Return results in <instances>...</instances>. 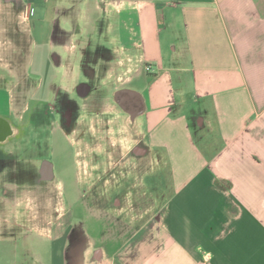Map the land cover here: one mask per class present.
I'll return each mask as SVG.
<instances>
[{"label":"crops","instance_id":"1","mask_svg":"<svg viewBox=\"0 0 264 264\" xmlns=\"http://www.w3.org/2000/svg\"><path fill=\"white\" fill-rule=\"evenodd\" d=\"M96 1L110 18L105 30L90 26L113 46L106 92L123 88L141 103L128 122L140 156L130 154L122 185L70 190L60 215L52 191L1 182L19 168L0 173V264L15 228L38 244L27 248L32 264H264V0ZM85 29L54 43L76 52ZM16 99L0 86L11 131L0 146L20 134L12 115L30 111V95ZM83 212L90 231L77 223Z\"/></svg>","mask_w":264,"mask_h":264},{"label":"rangeland","instance_id":"2","mask_svg":"<svg viewBox=\"0 0 264 264\" xmlns=\"http://www.w3.org/2000/svg\"><path fill=\"white\" fill-rule=\"evenodd\" d=\"M33 5L31 16V7L24 0H0V86L13 90L17 106L26 104L30 95V111L24 115V120L20 121L14 115L11 117L20 129V134L8 145L0 146V154L8 155L13 150L20 161L30 159L31 153L44 155V131L42 125L37 126L36 114L42 112L48 86L58 83L71 88L81 82H88L93 89L107 86L104 90L109 91L112 87L109 84L111 81L104 82L103 75L109 68L113 46L105 34L101 36L98 33L93 39L90 35L91 23L98 24L99 32L109 25L105 4L101 5L102 13L96 8V0H35ZM58 8V11H54ZM81 11L82 15L79 14ZM79 27L87 28V43L81 44L80 39H75L78 46L76 52L56 46L54 42L64 36L73 38L72 32ZM66 45L71 46V43ZM54 56L61 57L65 63L70 59L71 64L61 66L57 62L60 65L57 67ZM34 92H37V97H32ZM4 96L2 94V98ZM86 214L83 212L84 221L77 223H83L84 230L90 231L92 220L88 216L84 217ZM12 233L13 241L17 239V242L2 244V263L14 264L16 258L13 254L18 252L20 264L22 261L32 264V255L27 251L29 244L30 248L33 244L37 247V242H30V235L24 237L25 233L21 229L15 228ZM24 239L28 247L23 245ZM59 246L61 244L56 245L55 249ZM39 248L45 250L48 246L45 243L44 247L41 245Z\"/></svg>","mask_w":264,"mask_h":264},{"label":"flooded vegetation","instance_id":"3","mask_svg":"<svg viewBox=\"0 0 264 264\" xmlns=\"http://www.w3.org/2000/svg\"><path fill=\"white\" fill-rule=\"evenodd\" d=\"M53 61L60 67L58 56ZM63 87L58 83L48 86L42 112L36 114L37 126L42 125L44 131V155L31 153L30 159L20 161L0 154V173L13 166L22 175L19 179L4 177L1 182L22 186L29 178L30 188L43 185L47 193L52 191L48 200L55 203L58 215L64 213L65 205L71 206L67 193L72 189H82L83 184L85 190L122 185L130 154L137 159L141 151L137 135L130 153L129 118L131 114L137 118L141 112L136 96L123 88L111 92L93 89L88 82ZM10 132L0 121V145ZM133 168L140 171L138 165ZM114 175L120 178L114 180ZM0 189L3 192L5 187Z\"/></svg>","mask_w":264,"mask_h":264},{"label":"built area","instance_id":"4","mask_svg":"<svg viewBox=\"0 0 264 264\" xmlns=\"http://www.w3.org/2000/svg\"><path fill=\"white\" fill-rule=\"evenodd\" d=\"M30 12H31V16H32V14H33V9H31Z\"/></svg>","mask_w":264,"mask_h":264}]
</instances>
